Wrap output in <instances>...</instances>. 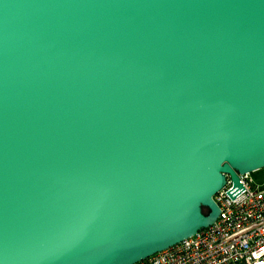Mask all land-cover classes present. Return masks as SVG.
<instances>
[{
  "label": "water",
  "instance_id": "obj_1",
  "mask_svg": "<svg viewBox=\"0 0 264 264\" xmlns=\"http://www.w3.org/2000/svg\"><path fill=\"white\" fill-rule=\"evenodd\" d=\"M261 168L264 0H0V264H133Z\"/></svg>",
  "mask_w": 264,
  "mask_h": 264
},
{
  "label": "built area",
  "instance_id": "obj_2",
  "mask_svg": "<svg viewBox=\"0 0 264 264\" xmlns=\"http://www.w3.org/2000/svg\"><path fill=\"white\" fill-rule=\"evenodd\" d=\"M261 170L258 181L254 173ZM239 178L243 189L234 197L227 174L213 196L219 213L212 224L133 264H264V168Z\"/></svg>",
  "mask_w": 264,
  "mask_h": 264
},
{
  "label": "rangeland",
  "instance_id": "obj_3",
  "mask_svg": "<svg viewBox=\"0 0 264 264\" xmlns=\"http://www.w3.org/2000/svg\"><path fill=\"white\" fill-rule=\"evenodd\" d=\"M254 176L256 177V179L258 181H260L261 180V176H262V170L259 171V172L254 173ZM205 211H207V210H205Z\"/></svg>",
  "mask_w": 264,
  "mask_h": 264
}]
</instances>
